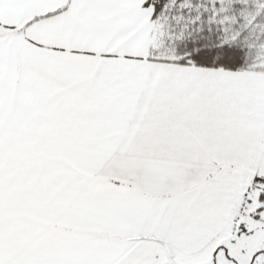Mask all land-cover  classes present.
<instances>
[{"label":"snow or ice","instance_id":"obj_1","mask_svg":"<svg viewBox=\"0 0 264 264\" xmlns=\"http://www.w3.org/2000/svg\"><path fill=\"white\" fill-rule=\"evenodd\" d=\"M0 264H264V0H0Z\"/></svg>","mask_w":264,"mask_h":264}]
</instances>
